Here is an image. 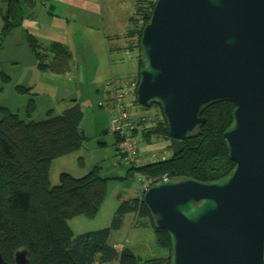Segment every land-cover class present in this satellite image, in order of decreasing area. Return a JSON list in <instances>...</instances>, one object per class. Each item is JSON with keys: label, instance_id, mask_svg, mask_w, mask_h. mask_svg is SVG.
<instances>
[{"label": "water", "instance_id": "1", "mask_svg": "<svg viewBox=\"0 0 264 264\" xmlns=\"http://www.w3.org/2000/svg\"><path fill=\"white\" fill-rule=\"evenodd\" d=\"M141 54L137 100L161 106L171 137L191 138L213 103L236 105L224 133L236 163L229 175L145 188L171 237V264H264V0H158ZM28 255L19 250L16 264ZM0 264H10L1 253Z\"/></svg>", "mask_w": 264, "mask_h": 264}, {"label": "trees", "instance_id": "2", "mask_svg": "<svg viewBox=\"0 0 264 264\" xmlns=\"http://www.w3.org/2000/svg\"><path fill=\"white\" fill-rule=\"evenodd\" d=\"M38 1L0 0L3 21L0 49L6 37L23 23L27 12L24 6H35ZM157 1L136 0L124 33L109 35L110 41L126 40L125 47L110 44V51L139 50L138 71L126 79L140 81V70L145 66L141 37ZM130 40L135 41L130 44ZM28 41L39 70L53 74L72 70L73 55L65 44L55 41L43 44L32 35H28ZM0 76L4 81L11 78L3 71L1 63ZM115 80L119 79H108L107 86L109 81ZM16 90L29 97L24 116L22 112L0 104V253L4 260L16 264V253L27 249L29 264H108L113 261L119 264H171V237L166 230L156 226L144 201L145 190L137 197L121 199L108 226L80 234L73 231L69 220L80 215L96 217L107 192L108 178L101 175L100 166L81 177L63 172L59 183H51L52 162L80 148L88 139L81 128L84 111L77 99H72V104L61 112H56L55 107H46V116L34 119L33 114L39 107L37 93L30 86L17 85ZM108 100L112 105L110 97ZM134 103L140 104L138 100ZM155 106L161 117L152 121L145 114L133 117L132 131L137 136L141 134L147 142L154 139L169 142L167 147L172 153L154 162L132 165L131 170L138 171L142 181L167 176L172 180L193 178L212 182L234 170L236 163L230 159L224 136L234 121L236 105L233 102L220 101L208 106L201 114L206 123L188 139L171 137L161 106L154 103L150 108ZM114 133L120 154L118 143L121 139ZM129 213L135 215V227L154 230L158 245L166 249L167 254L143 259L130 247H118L111 241L112 233L123 226Z\"/></svg>", "mask_w": 264, "mask_h": 264}, {"label": "rangeland", "instance_id": "3", "mask_svg": "<svg viewBox=\"0 0 264 264\" xmlns=\"http://www.w3.org/2000/svg\"><path fill=\"white\" fill-rule=\"evenodd\" d=\"M90 1L96 4L99 12L94 14L97 27L96 46L99 47H96L95 56V53H92L90 38L87 40L83 39L87 42L88 47L90 48H88L85 53L87 62L83 63V59H80V65L81 67H84L86 64L96 65V76L92 72H88L89 74H86L85 78H81L82 80H86V85L82 83L75 89V91L70 92L66 102L61 107H59L61 101L58 99L55 102L52 93L49 92L50 94L47 93V95H43L49 98V103L56 106L55 111L58 113L61 112L64 107H67V102L72 104V99H77L85 114L81 128L85 131L88 137L80 148L60 156L52 162L50 167V179L52 185L59 183L60 174L63 172H68L76 177H81L91 171L95 166H100L101 175L108 178L106 196L97 216L94 218H88L84 215H80L69 220L70 226L76 234L93 231L102 226H108L113 214L119 206V201L121 199H129L139 196L148 185V180L144 179L142 181V175L136 170H131L132 165L122 161L121 155L117 151V146L115 144L117 138L111 126V119L114 116L115 111L108 100L110 95L107 91L108 86L105 83V81H108V78L112 79L115 77L114 75H117L112 72L113 66H122L124 69L123 73L126 75V77H121L122 80H117L120 82L119 85H121L124 79L128 78L133 71L137 70V55L139 54V50L137 48H132L134 49L133 51L127 49L115 50L110 54L109 51L106 50L104 44H100L101 40L104 39V34L124 33L129 17L132 15L135 8L136 0ZM46 3L47 5H45L43 0H39L38 6L44 5L48 8V11L52 3L56 5L54 0L52 3L51 1ZM24 7V11L31 9L28 5H25ZM81 33H84V31H81ZM35 38L38 39L37 37ZM38 41L43 42L39 39ZM134 41L135 40H130V44ZM28 43L29 42L24 41L19 37L17 39L7 38L4 45L5 47L2 52H0L1 67L3 71L11 77L9 81H4L0 76V101L8 104H15L17 102V96L20 94V92L16 90V86L23 85L29 87L31 86V83L34 84V82H32L34 80L32 79L37 81L40 77L35 55ZM121 44L125 47L126 40L121 41ZM100 58L106 62L105 74H102L103 70L98 66V60ZM74 63L77 65L76 61ZM56 92L60 94L69 91H66V89L63 88H57ZM134 100H137V95L130 97L126 101L127 105H129L128 109L130 111H135L139 108V112L145 114L150 121L161 117L160 110L156 106L152 108H150V106L149 108L144 109L140 104L134 103ZM49 103H47V105ZM25 106L22 110L18 109V106L10 108L17 112L22 111V116H24L26 109ZM46 107H48L46 104H41L33 114V118L41 119L45 117L46 111L48 110ZM135 116L136 115H134V117ZM137 138L138 149L143 163L146 161L154 162L164 157L167 158L172 153L171 150L166 149V145V147H164V150L166 151L163 155L156 150L154 156L147 155L149 158L144 159L141 147L145 146L147 141L144 140L141 134H139ZM134 220L135 215L129 213L123 221V226L112 233L111 241L116 243L118 247H130L136 255L143 259L161 257L162 255L167 254L168 251L158 245L157 236L154 230L149 227H135ZM108 264H119V262L113 261Z\"/></svg>", "mask_w": 264, "mask_h": 264}, {"label": "crops", "instance_id": "4", "mask_svg": "<svg viewBox=\"0 0 264 264\" xmlns=\"http://www.w3.org/2000/svg\"><path fill=\"white\" fill-rule=\"evenodd\" d=\"M49 1H51L52 3L53 0H45V5H47L46 2ZM54 1L56 5L52 3V5H50V9L48 10L49 12L47 11L48 8L46 6L44 5L38 6L39 1L35 6L31 7L32 10L28 9L22 25L16 27L6 37V39L3 42L2 48L0 49V52H2V50L4 49L5 47L4 45L7 41V38L17 39L19 37L22 40L29 42L28 35H34L39 40L43 41L42 42L43 44L48 45L50 44V42L55 41V42H61L66 46H68V48L71 50L73 55L72 70L68 71L65 74H53L50 72L38 70L40 72V77L37 81L35 79H32L34 80L32 81L34 82V84L31 83L30 86L33 88V91L37 93L38 106H40L41 104H46V106L48 107L56 108L55 105L49 103V98L43 95H47V93L49 92L52 93L55 102L58 99L61 101L59 105V107H61L66 102L70 92L75 91V89L78 86H80L82 83L86 85V80L85 79L82 80L81 78H85L86 74H89L88 72H92L96 76V65L86 64L84 67H81L80 59H83L82 61L83 63L87 62L85 53L90 47H88L87 42L84 40H87L88 38H90L92 53H95L96 56V47L98 48L99 46H96L97 27H96V20L94 14L99 12L96 4L90 0H54ZM0 19H1L0 20V36H1L3 21L1 17ZM81 31H84L86 35L84 33H81ZM117 34L121 35L122 33L109 34V35L113 36ZM109 35L104 34L103 36L104 39L101 40L100 44L101 45L104 44L106 50L109 51L110 54H112L113 51H110L109 49L110 44H115L117 46L122 47L123 45L121 44V41H124V39L120 38L110 41L108 39ZM75 61L77 65L74 63ZM105 63H106L105 60H103L102 58L98 60V66L100 67L101 70H103L102 74H105V70H106ZM137 71L138 69L133 71L132 74H135ZM112 72L117 74L114 76L117 77L119 80H121V77H126V75L123 73L124 69L120 65L113 66ZM105 83L107 84L108 81L107 82L105 81ZM57 88H63L69 92H62L59 94L58 92H56ZM28 98H29L28 94L20 93L19 96H17V100H16L17 102L15 104L14 103L8 104L3 101H0V104L13 108H15V106H18V109L22 110L26 105ZM47 103L49 104L47 105ZM66 104L68 107L70 102H67ZM65 108L66 107H64V109ZM137 111H139V108L135 110V112ZM21 112L22 111H20V113ZM166 145L168 146V142L157 139H154L152 142H147L145 146L141 147L143 151L142 154L144 156V159L149 158L147 155L154 156V154H156V150L158 153L161 152V155H163L164 152L166 151L164 150V147H166ZM166 149H168V147H166Z\"/></svg>", "mask_w": 264, "mask_h": 264}, {"label": "built area", "instance_id": "5", "mask_svg": "<svg viewBox=\"0 0 264 264\" xmlns=\"http://www.w3.org/2000/svg\"><path fill=\"white\" fill-rule=\"evenodd\" d=\"M119 83L120 82L115 80L113 83L109 81L108 84V92L111 98L112 108L115 111V114L111 119L112 130L116 132L121 139L118 143L121 160L130 165H141L143 161L138 149V138L132 131V128L135 126V122L133 121L134 115L138 116L143 113L139 111L135 112L134 110L130 111L128 109L129 105L126 103L131 96H136L135 93L139 82L136 78H131L124 79L121 85H119ZM167 179H169L167 176L159 178L153 177L148 180V185H154L159 181Z\"/></svg>", "mask_w": 264, "mask_h": 264}]
</instances>
